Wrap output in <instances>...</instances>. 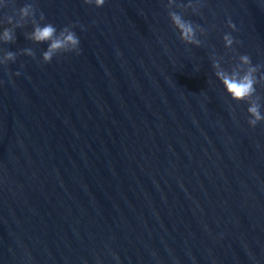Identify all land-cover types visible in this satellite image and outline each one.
<instances>
[{"label":"water","instance_id":"obj_1","mask_svg":"<svg viewBox=\"0 0 264 264\" xmlns=\"http://www.w3.org/2000/svg\"><path fill=\"white\" fill-rule=\"evenodd\" d=\"M41 12L80 50L41 62L27 22L0 44L17 54L0 65V264H264V121L250 127L211 68L246 53L264 72V4L34 0ZM256 94L264 112V82Z\"/></svg>","mask_w":264,"mask_h":264},{"label":"clouds","instance_id":"obj_2","mask_svg":"<svg viewBox=\"0 0 264 264\" xmlns=\"http://www.w3.org/2000/svg\"><path fill=\"white\" fill-rule=\"evenodd\" d=\"M85 4L100 7L105 0H83ZM264 4V0H259ZM6 6V0H0V8ZM169 19L176 28L178 38L185 44L199 45L197 31L203 33V29L196 28L184 20L178 13L169 12ZM15 17V18H14ZM31 25L30 31L24 33L25 38L33 43H45V47L40 52V61L48 62L58 53L79 52V37L73 30L74 25L69 24L57 28L56 25L46 22L43 13L38 17L34 16V0H25L18 8L13 10V15L0 16V44H5L15 39V29L22 27L25 23ZM228 29H233L234 25L230 20H226ZM223 47L234 51V38L230 32H224L221 36ZM238 43V41L236 42ZM21 52L29 57H34L30 48H24ZM16 53L0 48V65H6L15 60ZM23 67V65H21ZM213 74L218 80L224 93L233 101H244L247 104V124L252 127L258 121H264V112L261 111L260 96L256 94V85L264 82V72H260V65L253 64L246 53L237 55L236 62L228 68L222 67L219 60L211 61ZM18 75L19 73H13Z\"/></svg>","mask_w":264,"mask_h":264}]
</instances>
